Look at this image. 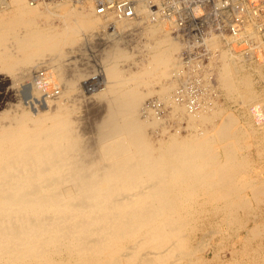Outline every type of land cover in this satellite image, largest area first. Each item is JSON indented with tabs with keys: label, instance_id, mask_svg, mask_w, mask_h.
<instances>
[{
	"label": "bare ground",
	"instance_id": "1",
	"mask_svg": "<svg viewBox=\"0 0 264 264\" xmlns=\"http://www.w3.org/2000/svg\"><path fill=\"white\" fill-rule=\"evenodd\" d=\"M2 1L0 264H264V150L241 155L246 131L236 118L217 123L205 97L190 104L220 86L237 93L246 63L264 67L263 54L248 59L242 43L233 54L214 41L216 84L200 97L178 96L184 46L171 22L146 12L135 24L116 21L124 35L98 48L92 41L107 22L92 5L12 0L4 9ZM136 28L137 45L125 38ZM92 58L98 74L81 86L90 73L77 65ZM88 85L104 102L95 110V153L74 120L79 102L67 103ZM153 95L164 118L143 112ZM251 111L262 119L259 105ZM165 120H177L178 131Z\"/></svg>",
	"mask_w": 264,
	"mask_h": 264
},
{
	"label": "built area",
	"instance_id": "2",
	"mask_svg": "<svg viewBox=\"0 0 264 264\" xmlns=\"http://www.w3.org/2000/svg\"><path fill=\"white\" fill-rule=\"evenodd\" d=\"M27 1L32 6H36L46 0ZM66 1L78 5H92L95 13L103 17L104 20L106 19L107 26L104 29L103 38L92 41V46L98 48L108 47L114 39H119L124 35L119 28H116V21L135 24L134 22L141 17L142 12H146L152 20L163 19L171 22L175 27L176 36L184 46L180 55L182 69L177 77L180 81V86L176 91L178 96H183V93L199 96L207 85L212 87L216 84L214 69L211 67L212 61L210 62L211 57L213 58L216 54L212 44L214 41H219L223 48L231 50L233 54L237 53L233 52V48L238 43H242L240 54L248 59H251V55L256 53H262L264 57V0ZM11 2L12 0H3L1 7L5 9ZM110 17H113L114 20H111ZM130 31L128 30V32ZM128 32L125 35L129 34ZM253 51L256 53H252ZM101 52L103 54V51ZM92 62L97 67L101 64L97 60H92ZM97 81L94 84L100 82V80ZM95 87L98 86L88 85L85 89L87 92H91L90 90ZM179 93L181 94L179 95ZM201 101H203V97L197 100L192 98L191 109ZM147 106L149 109L152 108L157 116L165 117L166 109L162 102L149 101L145 106L144 114L147 111ZM164 122L169 124L167 120Z\"/></svg>",
	"mask_w": 264,
	"mask_h": 264
},
{
	"label": "rangeland",
	"instance_id": "3",
	"mask_svg": "<svg viewBox=\"0 0 264 264\" xmlns=\"http://www.w3.org/2000/svg\"><path fill=\"white\" fill-rule=\"evenodd\" d=\"M139 29L136 28V31L134 34H132L131 32L127 35H125V38L127 39H131L133 37L132 40H135L136 43H134L135 45H137V40H139L140 38V34H139ZM133 35V36H132ZM138 35V36H137ZM132 36V37H131ZM175 36V35H173ZM136 38V39H135ZM126 39V40H127ZM134 45L131 44V46L129 47V51H131L130 49H132ZM133 50V49H132ZM104 52V51H103ZM133 52V51H132ZM136 53V52H135ZM93 60V58H92ZM46 64H44L45 66ZM134 66L132 65L131 63H126V68H129V66ZM245 71H244V74L247 75L248 77V82L245 84V86L241 87L237 93H227V91L224 89L223 86H220L219 84V91H221L220 93H207L206 95L204 94L203 98H204V101L205 102H209L210 105L213 104V106L217 109V111H219V117L217 116L215 119H216V122L219 123L223 120V117L225 118V116H229V115H232L234 118H236V124L238 126H242L243 127V130L245 129L246 133L243 134V136L240 138L239 142V152L241 155H244V156H247V157H250V154L252 155V159H254L255 156H257V149L258 147H260L259 149L260 150H264V124L261 125V121L263 120L264 118V67L259 63H257L256 61H253V62H248L246 63L245 65ZM77 68L78 69H86L85 71H83L82 73L83 74H88L90 73V75H84L85 77H83V79L81 80L80 79V82L82 83L81 86L86 85V82L92 77V76H95L97 74V66L94 62H91L90 64L88 65H83L82 64V61L80 63V65L78 64L77 65ZM262 68V69H261ZM257 70V71H256ZM41 72H44L43 70ZM92 72V73H91ZM92 74V75H91ZM249 74V75H248ZM250 78V79H249ZM159 87V86H158ZM160 88V87H159ZM83 90H81L83 93H77L73 96H71V100L68 98L67 99V103L70 105L71 108H75L76 105H77V108H76V114L74 116V120L76 122V125H77V129L79 131V134L80 136L82 137V139L84 140V143H85V146L87 147V149L90 150V152L92 153H95L96 152V145H95V134H94V130L92 127H94V123L98 121L99 117H97V113L95 110H97L101 105H103V101H101L100 99L94 97L95 94H98V93H92V92H87L86 89H85V86L82 87ZM242 91V92H241ZM87 92V93H85ZM223 92V93H222ZM241 92V93H240ZM55 94V93H54ZM62 93H60L59 95H61ZM202 93L199 94V96H201ZM255 94V95H254ZM49 95H53V94H49ZM58 95V93H56V96ZM76 95V96H75ZM211 95V96H210ZM227 95V96H226ZM242 95V96H241ZM82 96V97H81ZM84 96V97H83ZM195 96H198V95H195ZM250 96V98H249ZM255 96V97H254ZM77 97V98H76ZM80 97V98H79ZM156 96L153 95L152 98H148L146 99V101L144 102V104H148L149 101L155 100ZM206 97L207 100H206ZM215 97V98H213ZM76 98V99H75ZM79 98V99H78ZM91 98V99H90ZM154 98V99H153ZM211 98V99H210ZM213 98V99H212ZM252 98V99H251ZM254 98V99H253ZM150 99V100H149ZM77 100V102L75 101ZM86 100V101H85ZM210 100L212 101H216L215 104L214 102H210ZM249 100V102L247 101ZM75 101V102H74ZM82 101V102H80ZM85 101V102H84ZM92 101V102H91ZM100 101V102H99ZM242 101H245V102H242ZM247 101V102H246ZM70 102V103H69ZM95 102V104H94ZM221 102V103H220ZM77 103V104H76ZM83 103V104H82ZM219 103V104H218ZM81 104V105H80ZM250 104V105H249ZM95 105V106H94ZM248 105V106H247ZM256 105H259L260 106V111H261V117H260V121L259 123L257 122L256 120V115H254L251 111V109L253 108V106H256ZM78 106H79V110H78ZM93 109V110H91ZM229 109V110H228ZM144 110V109H143ZM249 111V112H248ZM77 112H78V115H77ZM90 112V113H89ZM144 112V111H143ZM167 112V110H166ZM230 112V113H229ZM83 114V115H82ZM223 114V115H222ZM226 114V115H225ZM82 115V116H81ZM253 115V116H252ZM75 117H78L75 118ZM252 118V119H251ZM95 120V121H94ZM178 120V119H177ZM176 120V122H177ZM252 120V121H251ZM91 122V123H90ZM170 123L169 122V126L172 127V129L170 128L169 129V132H176L178 131V125H181L180 123ZM179 122V120H178ZM215 122V123H216ZM80 123V124H79ZM185 121H183L182 124H184ZM216 123V124H217ZM251 123V124H250ZM264 123V121H263ZM259 124L261 126H259ZM91 125V126H90ZM176 125V126H175ZM185 126V125H184ZM250 126V127H249ZM177 127V129H176ZM241 127V128H242ZM252 127V128H251ZM254 127V128H253ZM92 128V129H91ZM92 130V131H91ZM150 130V129H149ZM152 130V129H151ZM253 130V131H252ZM257 132H255V131ZM187 131L186 129H182L180 130V134L183 135H186L187 134ZM262 131V132H261ZM150 132V136L153 138V140L155 141L157 138L159 139L160 137V134L156 133L155 131ZM84 133V134H83ZM257 133V134H256ZM157 135V136H156ZM254 136V137H253ZM260 137V138H259ZM255 138V139H254ZM259 138V139H258ZM86 140V141H85ZM94 140V141H93ZM89 142V143H88ZM88 144V146H87ZM247 146V147H246ZM246 148V150H245ZM258 149V151H260ZM256 150V151H255ZM256 154H255V152ZM250 152V153H249ZM247 153V154H246ZM250 157V158H251ZM227 242V241H226ZM230 242L228 241V244ZM231 244V243H230ZM227 246V245H226Z\"/></svg>",
	"mask_w": 264,
	"mask_h": 264
}]
</instances>
